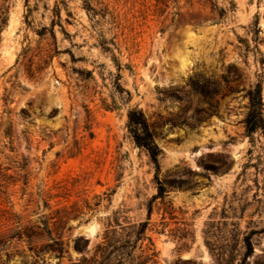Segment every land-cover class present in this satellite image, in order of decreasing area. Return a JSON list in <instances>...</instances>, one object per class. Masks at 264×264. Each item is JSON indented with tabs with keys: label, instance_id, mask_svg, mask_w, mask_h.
<instances>
[{
	"label": "rangeland",
	"instance_id": "obj_1",
	"mask_svg": "<svg viewBox=\"0 0 264 264\" xmlns=\"http://www.w3.org/2000/svg\"><path fill=\"white\" fill-rule=\"evenodd\" d=\"M257 83L264 0H0V264H264Z\"/></svg>",
	"mask_w": 264,
	"mask_h": 264
},
{
	"label": "trees",
	"instance_id": "obj_2",
	"mask_svg": "<svg viewBox=\"0 0 264 264\" xmlns=\"http://www.w3.org/2000/svg\"><path fill=\"white\" fill-rule=\"evenodd\" d=\"M169 0H161L162 4H166ZM224 11H221V16ZM108 50V49H107ZM120 70V68H118ZM247 96L249 98V113L246 118V134L252 136L258 131H264V103L262 99V84L257 83L254 88H252ZM128 123L130 133L133 137L134 143L138 148H142L147 151L151 161L155 164L156 169H159V159L162 156V150L155 143L153 134L150 130V126L144 117L143 113L137 110H132L128 116ZM158 194L155 198L163 200L166 195V188L158 181ZM45 234L51 235L50 230L41 228L39 226H27L20 230L14 232L8 238H0V246H4L7 242L18 238L19 240L25 239L29 242L30 250L36 252L38 255L43 251H52L57 255L58 258H62L64 251V243L61 237L57 239H50L52 243L47 245H42L39 251L37 250V245H33L37 241L44 239ZM81 243H86L82 239H78L76 247H80ZM252 253L251 244H247V255ZM85 261V260H84ZM92 263V262H91Z\"/></svg>",
	"mask_w": 264,
	"mask_h": 264
},
{
	"label": "bare ground",
	"instance_id": "obj_3",
	"mask_svg": "<svg viewBox=\"0 0 264 264\" xmlns=\"http://www.w3.org/2000/svg\"><path fill=\"white\" fill-rule=\"evenodd\" d=\"M188 65H189V64H188V59H186V58H182V59L180 60V66H181L183 69L186 68ZM85 231L89 232L90 234H94V233H95V228L92 227V226H90V227H88Z\"/></svg>",
	"mask_w": 264,
	"mask_h": 264
},
{
	"label": "water",
	"instance_id": "obj_4",
	"mask_svg": "<svg viewBox=\"0 0 264 264\" xmlns=\"http://www.w3.org/2000/svg\"><path fill=\"white\" fill-rule=\"evenodd\" d=\"M84 234H85V235H90L89 232H87V231H84Z\"/></svg>",
	"mask_w": 264,
	"mask_h": 264
}]
</instances>
